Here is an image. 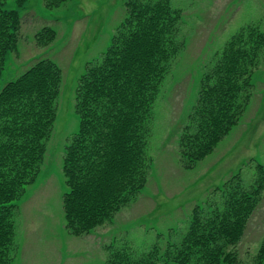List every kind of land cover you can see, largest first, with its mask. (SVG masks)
<instances>
[{"label": "trees", "instance_id": "obj_1", "mask_svg": "<svg viewBox=\"0 0 264 264\" xmlns=\"http://www.w3.org/2000/svg\"><path fill=\"white\" fill-rule=\"evenodd\" d=\"M0 0V77L8 54L18 50L22 14ZM25 7L28 0H17ZM68 0H44L47 8ZM124 20L96 63L87 64L76 88L78 129L65 146L63 196L68 224L89 232L111 220L149 182L148 153L154 104L172 59L184 45L178 39L182 12L169 0H130ZM58 36L42 27L37 43L51 46ZM49 45V46H48ZM264 48L256 26L240 29L225 44L203 76L191 120L179 134L180 156L188 167L212 153L239 121L249 95L248 67ZM62 69L40 58L0 90V264H13L14 215L27 187L36 184L45 165L58 115ZM225 207L215 216L201 205L179 243L155 245L143 254L115 251L107 264H237L231 247L243 236L248 217L260 205L264 167L249 190L224 185ZM74 230V231H75ZM264 256V242L260 251Z\"/></svg>", "mask_w": 264, "mask_h": 264}, {"label": "rangeland", "instance_id": "obj_2", "mask_svg": "<svg viewBox=\"0 0 264 264\" xmlns=\"http://www.w3.org/2000/svg\"><path fill=\"white\" fill-rule=\"evenodd\" d=\"M129 1L68 0L54 8H47L44 0H28L25 7L17 0L6 4L22 14V29L18 50L7 56L0 90L43 57L60 65L63 78L45 165L36 184L29 185L17 201L13 264H107L115 251L143 254L155 245L179 243L193 225L198 204L204 215L215 216L225 207L224 185L240 182L249 190L256 184L259 166L264 167V48L257 64L248 67L249 102L231 131L191 167L179 151V134L191 120L203 76L225 44L246 26H256L264 34V0H169L182 12L178 39L184 45L172 59L154 104L149 182L111 220L91 231L78 233L68 224L63 155L79 126L76 88L86 65L99 61L111 44ZM47 25L58 36L44 47L37 43L36 34ZM247 221L242 238L231 247L237 252V264H264L260 256L264 190Z\"/></svg>", "mask_w": 264, "mask_h": 264}, {"label": "crops", "instance_id": "obj_3", "mask_svg": "<svg viewBox=\"0 0 264 264\" xmlns=\"http://www.w3.org/2000/svg\"><path fill=\"white\" fill-rule=\"evenodd\" d=\"M251 2H258V1H261V0H250ZM258 5L260 6V7H262V9H263V6L260 4V3H258Z\"/></svg>", "mask_w": 264, "mask_h": 264}]
</instances>
